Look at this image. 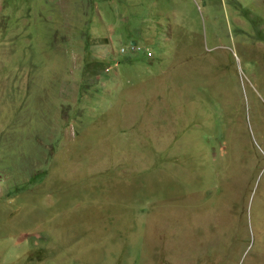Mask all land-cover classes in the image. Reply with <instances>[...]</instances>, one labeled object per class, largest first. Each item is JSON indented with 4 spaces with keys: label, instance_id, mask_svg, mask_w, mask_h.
<instances>
[{
    "label": "rangeland",
    "instance_id": "rangeland-1",
    "mask_svg": "<svg viewBox=\"0 0 264 264\" xmlns=\"http://www.w3.org/2000/svg\"><path fill=\"white\" fill-rule=\"evenodd\" d=\"M0 264H264V0H0Z\"/></svg>",
    "mask_w": 264,
    "mask_h": 264
}]
</instances>
